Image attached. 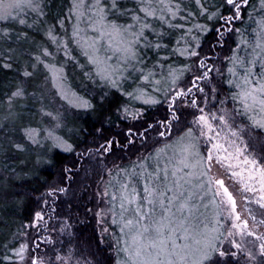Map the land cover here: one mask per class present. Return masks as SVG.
Instances as JSON below:
<instances>
[{
  "label": "snow or ice",
  "instance_id": "obj_1",
  "mask_svg": "<svg viewBox=\"0 0 264 264\" xmlns=\"http://www.w3.org/2000/svg\"><path fill=\"white\" fill-rule=\"evenodd\" d=\"M194 4L191 10L175 0H70L67 13L57 14L55 23H49L48 0H0V43H32L28 30L42 31L68 61L74 60L71 46L79 49L91 65L83 72L87 79L127 98L116 108L118 118L144 120V112L129 111L128 102L133 101L165 111L163 117L145 121L143 132L132 127L126 131L127 144L140 139L145 151L128 165L114 163L99 193L107 207L95 213L98 223H106L110 214L111 223L119 227L117 264H264V211L259 220L251 208H245L248 218L238 211V199L264 210V144L257 153L236 124V117L243 116L252 128L264 131V0L258 5L252 0H194ZM245 16L256 25L251 38L247 29L237 27ZM66 21L71 22L70 35ZM56 25L67 40L57 34ZM177 30L179 36L173 37L172 44L168 37ZM210 35L214 40L208 52H202V41ZM230 35L237 38L235 47L223 66H217ZM15 51L8 47L9 55L0 68L13 69L8 61ZM42 57H53V53L43 47L42 56L33 57L31 70L26 64L20 71L23 79L6 93L0 103L7 106L4 120L19 115L15 109L18 104L24 106L21 102L45 94L29 91L38 65L49 74L45 81L50 80L61 100L95 111L90 100L66 87L63 64L58 67ZM176 58L183 61L178 67ZM213 74L225 77L233 90L231 112L224 107L220 114L206 111L209 98H218L220 92ZM129 80L131 90L124 87ZM43 87L36 84L37 89ZM108 96L109 92H103L101 103ZM38 111L56 123L43 129V137L40 129L22 126L28 144L47 148L45 154L37 155L32 174L54 165L55 150L74 151L70 142L56 134L55 129L62 126L59 117L47 111L42 100ZM216 121L220 127L214 125ZM5 127L0 122V128ZM149 135L151 149L146 147ZM115 144L107 141L97 151L110 153ZM12 147L19 153L28 151L22 142H13ZM16 178L24 177L17 174ZM66 191L52 185L42 203L47 205L51 198L54 204ZM24 227L47 230L44 210L35 211ZM70 227L65 223L61 232ZM108 231L102 228L103 233ZM43 243L52 241L44 237L35 242V248ZM10 251L11 256H4L9 264H91L74 260L71 248L66 255H57L55 262L31 256L27 243Z\"/></svg>",
  "mask_w": 264,
  "mask_h": 264
},
{
  "label": "trees",
  "instance_id": "obj_2",
  "mask_svg": "<svg viewBox=\"0 0 264 264\" xmlns=\"http://www.w3.org/2000/svg\"><path fill=\"white\" fill-rule=\"evenodd\" d=\"M175 2H179L182 7L187 6L188 9L195 10L194 0H175ZM67 3L63 2L64 8L66 5L70 6V3ZM59 8L62 9L63 5ZM253 26H256L255 23L254 25L251 24L247 29L250 38ZM175 32L174 37L178 38L179 30ZM213 37V35H210L204 40V45L206 41H211ZM5 50L6 49H2V52H0V64L5 62L9 55ZM21 51L22 50L19 52ZM35 52L38 53L36 48L34 51L29 49L25 54L30 56L33 60V57L36 56ZM16 54H18V52L11 53L12 60L8 61L13 64L12 70L0 68V103L6 100V93H10L14 90L15 85L23 79L20 76V71H22L25 66L22 65L23 62L20 59L15 58ZM182 63V59L177 58L174 61V65L177 67ZM69 68L73 82L69 81L66 87H71L69 89L80 97L83 93V98L90 100L95 105V111H84L83 113L82 109L75 108L74 111L76 114L68 116L67 119L61 123L64 127L63 131L56 132L55 130L56 134L60 136L64 135V131L66 132V130L72 131V135L67 137L63 136V138L73 145L74 151L63 152L55 150L54 165L40 167L36 174H32L35 171L34 161L37 155L45 154L47 148H40L28 144L24 139L22 131V126L38 128L41 130V137H43L45 135L43 129L51 128L47 125L45 120L41 119V114L38 111L41 107V100L43 101V98L45 99L43 104L46 110L53 111L47 105L49 103L52 106L53 101L52 98L47 96L49 91H45L46 87L44 89L36 88V84L42 85V82L44 83L42 79L46 77L44 76L46 73L43 72L45 69L41 68L39 70V73L36 75L37 78L35 79L37 81H34V83L29 86L30 92L35 90L37 95H39L40 92L45 93L40 99L29 97L27 101L21 102L24 105L23 107L18 104L15 111L19 113V115L7 121L4 120L7 113V106H0V122L6 124L5 128H0V264H9V261L4 260V256H11L10 250L19 246V238L17 237L15 240L16 236L24 231L23 225L29 223L32 220L34 212L39 210L40 203L37 198L43 196L49 190L50 186L59 185L67 189L68 192H72L76 186L84 188L94 179L96 176L95 174L102 171L103 167L109 166V163L117 162L116 164H119L121 162V164H123L122 162L126 160V157L128 159L135 157L139 152L143 151L142 149H137L135 152H132V147L127 144L126 135L124 133L118 136L114 133V129L106 128L107 124L113 127H124V122L118 118L117 112L115 111L123 101L127 100V98L120 96V94L115 91L109 93V96L104 99L103 103L99 101V95H96L94 98L89 97L85 91L88 89L92 90V88L97 89V85H92V81L83 75L82 70L75 69L76 67ZM229 91L231 92L233 90L229 89ZM103 92V90L98 88V94L102 95ZM128 103L136 108L144 107L145 111L147 109H152V107L144 106L142 103ZM157 109L160 111L162 110V108ZM240 120L251 127V122L245 117L240 116ZM143 125L144 124L139 125L137 128L143 130ZM251 129L253 128L251 127ZM253 131L257 134V137L254 139L248 136L246 140L257 142L258 144H256V146L259 147L260 144H264V131L255 128ZM19 139L22 143L27 145V152L19 153L12 147L13 142ZM107 141L116 142L111 150L113 153L102 154L98 151L95 157L96 159L92 161L93 156L90 155V153L93 148H99L101 144ZM43 143L47 144V142ZM121 145H123V147H121ZM105 161L109 162L103 165ZM66 169H70V171H65ZM25 173L28 175L25 176ZM17 174L24 178L17 179ZM62 196V194L59 195V199H57L60 201L61 211L67 213L70 208L69 204L73 205V203L72 200L61 201L60 199ZM37 232L38 231H35L34 233L36 238L33 236L35 240L39 237L36 235ZM84 235L85 236L82 238L84 239L83 241L85 242L86 240L88 243L90 242L95 246L94 233L85 232ZM5 245H8V248H5ZM12 259L15 260L16 258L13 257Z\"/></svg>",
  "mask_w": 264,
  "mask_h": 264
},
{
  "label": "rangeland",
  "instance_id": "obj_3",
  "mask_svg": "<svg viewBox=\"0 0 264 264\" xmlns=\"http://www.w3.org/2000/svg\"><path fill=\"white\" fill-rule=\"evenodd\" d=\"M63 2H66V3L68 2L67 4H69L70 0H48L50 7H49V9H46V11L48 12L47 20L49 21V23H55V19H56L57 14H60L62 16V15L67 13V10L70 6L66 5L64 8L65 3L63 4ZM258 2H259V0H253L252 3L258 5ZM61 5H63L62 9L59 8ZM65 23H66V27L68 29V35H70V33H71V22L66 21ZM156 23L158 24L159 22H156ZM251 24L254 25V22L249 21L247 16H245L244 21L242 23L237 22V27H240L242 30L248 29L251 26ZM43 27L46 28L47 25H44ZM255 27L256 26H253V28H255ZM56 28H57V34L60 37H62L63 39L67 40L68 37L59 28V25H56ZM28 31L30 33V38L32 39V43H25V44L12 43L11 45H9L7 43H0V49H1L0 52H2V49H6L5 51H7L8 47L15 48L16 51L14 53L18 52V54H16L15 58L20 59L23 62L22 63L23 66H26V64H27L29 66V70H31L30 65L32 63H35V61L32 60V58H30V56L26 55L25 52L29 51V49L34 51L36 48L38 51V53L35 52L36 56H38V55L41 56L42 48L47 47L49 49V51H51L53 53L54 59H53V57H42V58L46 62L55 63L58 67L61 64H63L64 75L67 77V79L65 81V85H67V86H68L69 81L73 82L69 67H74V68L76 67L75 69H80L83 72L85 70L91 69V65L87 64L86 58L80 53L79 49L75 48V45H72L71 49H70L72 51L73 56H74V60L68 61L66 59V57L64 56L63 51H57L55 46L52 45L44 37L42 31H32V30H28ZM251 32H252V30H251ZM175 33H176L175 31L172 32L171 36L168 37V39L171 40L172 44H174L173 37L175 36ZM247 35L249 36L248 33H247ZM236 39H237L236 36L230 35L228 37L227 43L225 44L224 49L222 51H220V59L216 60L217 66H223V63L225 62L227 55L230 54V49L235 47ZM212 40H214V37ZM211 41L210 40L206 41L205 42L206 46L204 45V41H202V44H203L202 52H208V44ZM204 46H205V48H204ZM20 50H22V51L19 52ZM178 59H181V58H178ZM41 68H44L43 65H38L37 71L34 75V81H37V80H35L37 78L36 75L39 73V70ZM43 72L46 73V75H44V76L47 77L49 75L46 70ZM225 77H226V69H225ZM225 77H217L215 74H213V78L215 80L216 86L219 87L220 92H219L218 98H213V97L209 98V104L206 107V111H211V112H215L217 114H220V108L221 107H224L225 109H227L230 112L232 111V109L234 107V102L231 100V97L229 94L230 91L224 82ZM42 80H44V83L42 82V85L44 84L46 88L43 87L41 89L45 88L46 92L48 90L49 92L47 93V96L53 99L52 106L47 102L48 107L53 110V111L50 110V112H52L53 115L58 116L61 123H63L67 119L68 116H73V114H76L74 111L75 108L70 106L66 101L61 100L59 95L56 94V90H55V88L52 87L50 80L46 82L44 77ZM131 83H132L131 80L125 82L124 87L128 88V86ZM185 83H187V78L185 79ZM93 84L97 85V87L99 89L103 90L104 92L105 91H107L109 93H111L112 91L114 92V90H110L107 87H101L99 84V81H97L96 83L92 82V85ZM69 88H71V87H69ZM98 88L97 89L92 88V90L88 89L87 91H85V93L87 95H89V97H91V98H94L96 95H99V101H101L102 95L98 94ZM82 94H81V97L84 96ZM44 100L45 99L43 98V101ZM220 100H224L225 103L223 105H221L219 103ZM125 102H127V100L123 101V103H125ZM133 102H135L136 104H141L138 101H133ZM123 103L120 106H122ZM144 106H146V105H144ZM128 108H129V111H134L136 109H139L140 111L144 112V114H145L144 120L132 121V120H126V119L119 118L121 121L124 122V124H125L124 127L123 126H122V128H120L119 126L113 127V126L107 124L106 128L114 129V133H116L119 136V135H121V133L126 134V131L130 127H132L133 130H135L137 128V126L144 124L145 121H151L154 118L163 117L165 115V111L163 108L161 111L158 110L157 108L156 109L152 108L151 110L147 109L145 111L144 107L136 108V107L131 106L130 103H128ZM83 113H84V110H83ZM118 115L119 114L117 113V116ZM39 119H40V117H39ZM41 119L45 120L47 125L50 126L51 128H53L55 123H56L55 121L51 120L49 117H44L42 115H41ZM236 124L239 125V127L244 130L243 135H242L243 139L246 140L248 136L253 137L254 139H255V137H257V134L253 131L254 128L251 129V127L246 125L245 122H242L240 120V116L236 117ZM214 125L217 127H220L218 121L214 122ZM234 127H235V125H234ZM63 129H64V127L62 125L60 128H56L55 130H56V132H60V131H63ZM140 131L143 132V130H140ZM70 135H72V131L66 130V132L64 131V135H62V137L63 136L67 137ZM125 138H126V136H125ZM19 140L16 142H21V140L20 141ZM151 141H152V138H151V135H149V143L146 145V147L148 149H151V146H152ZM252 143H253V147L256 149L257 153H259L260 148H261V144L258 147V146H256V144H258L257 142L254 141ZM129 146L132 147V152H135L137 149H142L143 150L142 152L145 151V146L141 145L140 139H137V141L134 145H129ZM97 149L98 148H96V149L93 148L92 151L89 150V151H91L90 155L93 156L92 161H94L96 159L95 157H96V154L98 152ZM111 153H113V152H110L108 154H111ZM100 156L103 157L102 155H100ZM136 159H137V156L129 158V159L126 157V160H124V162H122L123 164H121V162L119 164L122 166L128 165L130 163V161L136 160ZM106 162L107 161H105L103 163V165L106 164ZM116 163L117 162H115V164ZM113 166H114V162L111 164L109 163V166L103 167V170L99 171L97 174H95L96 176L94 177V179L91 180L88 183V185L85 186L84 188H79L76 186V188L72 192H70V191L68 192V190L66 189L67 191L62 194L63 196L60 200L61 201L72 200L73 205L69 204L70 208H69L67 213H64L63 211H61V205L59 204L60 201L58 200L59 198L56 199L54 204H53L51 198H48V204L47 205L42 203V200L45 198V194L43 196H41L40 198H37L39 200V203H40L39 210H41V209L44 210L45 219L48 222L47 230L41 231L39 229H35V228H31V227H24L25 225L29 224V223H27V224L23 225L24 231L21 232L24 234L20 233L18 236H16L15 240L17 239V237L19 238V242H20L19 245L21 243H27L29 245V253L31 256L42 258L46 261L51 260V261L55 262V257L57 255H66L68 250L71 248L75 252L74 260L75 259L88 260L91 262V264H117L118 257L116 255L115 248H116V238L119 237V235H120L119 227L117 225H113L111 223L110 214L107 218L106 223H104V222L98 223V220H100V218L95 215V213H97L101 209L107 207V205L104 203V201L101 200L99 193L103 191L104 182L108 179L107 170L113 168ZM247 195L251 196L252 194L249 193ZM238 205H239L238 211L242 214V216L244 218H248V213L245 211L246 207L253 209V212L255 213L257 220L262 218L261 212L264 210H260L258 205H256V204L246 205L244 201H241L239 199H238ZM53 208H55L54 212L51 211V209H53ZM49 215H51V219H48ZM65 223L69 224L71 227L66 229L62 233L61 227ZM250 223H251V221H250ZM104 227H107L109 229V231L107 233L102 232V228H104ZM261 230H264V228H262ZM35 231H40V235L36 240L33 238V236L36 238V236L34 234ZM85 232L94 233L95 246H93L90 242L88 243L86 240H85V242L83 241L84 239H82V238L85 236L84 235ZM44 237H47L49 240L52 241V243H43V244H41L40 248L36 249L35 248V242L43 240ZM33 249H35V250H33Z\"/></svg>",
  "mask_w": 264,
  "mask_h": 264
},
{
  "label": "flooded vegetation",
  "instance_id": "obj_4",
  "mask_svg": "<svg viewBox=\"0 0 264 264\" xmlns=\"http://www.w3.org/2000/svg\"><path fill=\"white\" fill-rule=\"evenodd\" d=\"M206 90H207V88H206Z\"/></svg>",
  "mask_w": 264,
  "mask_h": 264
}]
</instances>
